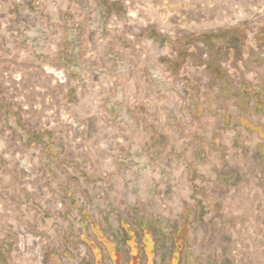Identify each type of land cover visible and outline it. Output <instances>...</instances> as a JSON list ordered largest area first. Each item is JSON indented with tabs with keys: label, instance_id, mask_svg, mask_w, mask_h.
Segmentation results:
<instances>
[{
	"label": "rangeland",
	"instance_id": "obj_1",
	"mask_svg": "<svg viewBox=\"0 0 264 264\" xmlns=\"http://www.w3.org/2000/svg\"><path fill=\"white\" fill-rule=\"evenodd\" d=\"M263 27L264 0H0V264H87L107 226L264 264Z\"/></svg>",
	"mask_w": 264,
	"mask_h": 264
},
{
	"label": "crops",
	"instance_id": "obj_2",
	"mask_svg": "<svg viewBox=\"0 0 264 264\" xmlns=\"http://www.w3.org/2000/svg\"><path fill=\"white\" fill-rule=\"evenodd\" d=\"M107 227L103 230L99 227L90 230L89 233L92 237L89 240L91 246L87 264L183 263L180 253L176 254L175 250L168 253L169 256L167 255L166 259L163 258V237L148 227H144L135 233L122 226L119 228L120 235L114 231L109 233L108 230L111 228ZM164 259L165 262H163Z\"/></svg>",
	"mask_w": 264,
	"mask_h": 264
}]
</instances>
